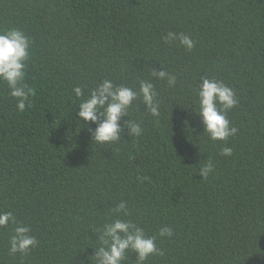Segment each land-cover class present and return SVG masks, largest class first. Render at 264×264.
I'll return each instance as SVG.
<instances>
[{
    "label": "trees",
    "instance_id": "1",
    "mask_svg": "<svg viewBox=\"0 0 264 264\" xmlns=\"http://www.w3.org/2000/svg\"><path fill=\"white\" fill-rule=\"evenodd\" d=\"M12 27L32 41L34 95L18 112L0 81V212L39 243L10 254L16 225L0 228V264H96V230L121 200L163 253L145 264H264V0H0V33ZM169 31L195 48L166 43ZM162 66L175 87L152 75ZM204 77L235 91L227 116L238 132L227 141L211 140L193 110ZM105 79L155 85L159 116L142 99L129 109L142 136L100 145L79 121L73 88L87 96ZM163 226L174 236L160 237Z\"/></svg>",
    "mask_w": 264,
    "mask_h": 264
},
{
    "label": "clouds",
    "instance_id": "2",
    "mask_svg": "<svg viewBox=\"0 0 264 264\" xmlns=\"http://www.w3.org/2000/svg\"><path fill=\"white\" fill-rule=\"evenodd\" d=\"M166 43L178 41L185 50L195 48V41L190 35L183 32L169 31L162 36ZM32 41L20 28L12 27L6 32L0 33V81L6 82L10 89V95L16 99L18 112H25L31 105V97L34 91L25 83L26 65L30 59ZM163 70L152 69V75L160 80H166L169 87H175L177 77ZM75 96L80 98L78 104V119L86 122L93 142L100 145L114 144L126 134L129 137L143 135L141 122L129 117V109L137 99H142L143 104L152 116H159L158 93L155 85L149 81H141L139 91L124 85H115L110 79H105L96 88L85 96L81 86L73 88ZM198 96V108L193 109L200 117L204 126V133L213 141H227L229 137H235L238 129L228 119L227 113L236 107L238 101L235 91L222 81L202 78ZM125 117L128 119L125 120ZM96 127L93 128L92 125ZM233 150L223 147L221 155L230 157ZM214 171V165L209 159L199 169L203 179ZM140 182L149 177H137ZM115 216L109 222L97 229V239L101 242L99 248H94L96 264H124L126 253H135V264H145L152 255L163 253L156 245L155 236H147L144 229L127 217L131 216L128 203L121 200L112 209ZM16 225L13 235L10 237V254L20 253L26 255L35 248L39 241L31 235V227L18 221L11 211L0 212V228ZM160 237L171 238L174 230L170 226L160 228Z\"/></svg>",
    "mask_w": 264,
    "mask_h": 264
}]
</instances>
